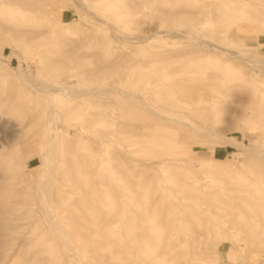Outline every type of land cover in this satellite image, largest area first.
<instances>
[{
	"label": "rangeland",
	"instance_id": "374dc122",
	"mask_svg": "<svg viewBox=\"0 0 264 264\" xmlns=\"http://www.w3.org/2000/svg\"><path fill=\"white\" fill-rule=\"evenodd\" d=\"M41 184L82 259L43 220ZM13 252L264 264V0H0V257Z\"/></svg>",
	"mask_w": 264,
	"mask_h": 264
},
{
	"label": "bare ground",
	"instance_id": "6f19581e",
	"mask_svg": "<svg viewBox=\"0 0 264 264\" xmlns=\"http://www.w3.org/2000/svg\"><path fill=\"white\" fill-rule=\"evenodd\" d=\"M110 28V27H109ZM177 33V32H176ZM186 33V32H185ZM116 37V36H115ZM131 39V38H130ZM129 39V40H130ZM142 40V39H141ZM140 40V41H141ZM144 40V39H143ZM196 40V39H195ZM130 41H132V40H130ZM135 41H136V39H135ZM134 41V42H135ZM200 42V41H199ZM200 46H203V44L200 42ZM208 45V44H207ZM211 45V44H210ZM212 46V45H211ZM210 46V47H211ZM203 47H205V44H204V46ZM210 49V48H209ZM212 49H213V47H212ZM206 60H209V61H211V60H214V61H219L218 59H212L211 57H208ZM115 63V62H114ZM112 65V64H111ZM17 76V75H16ZM20 78V77H19ZM57 88V87H56ZM55 88V89H56ZM60 88V90H57L58 92L57 93H60L59 91H62L63 93L65 92V91H67L65 88L64 89H62L61 87H59ZM58 88V89H59ZM40 89V88H39ZM102 89V88H101ZM100 91H102V90H100ZM36 92V91H35ZM55 92V91H54ZM98 92H99V90H98ZM62 93V94H63ZM83 94V93H82ZM85 94V93H84ZM87 94V93H86ZM128 94V93H127ZM126 94V95H127ZM55 95V94H54ZM124 95V94H123ZM128 95H131V93L130 94H128ZM127 95V96H128ZM141 98V97H140ZM140 100V99H139ZM143 100V99H142ZM48 101V100H47ZM143 102V101H142ZM145 103V102H144ZM144 105V104H143ZM145 106V105H144ZM143 107V106H142ZM152 114V113H151ZM51 118V117H50ZM52 118H53V116H52ZM67 125V124H66ZM68 132H69V127L68 126H64V132L62 133V144H66V143H69V142H72V139H70L69 138V136H68ZM109 137V136H108ZM112 138V137H111ZM156 140H152V141H146V143L148 142V143H151V144H154V143H156L155 142ZM49 142V141H48ZM107 142V141H106ZM47 143V142H46ZM232 143V142H231ZM48 144V143H47ZM103 144H105V143H103ZM109 145V144H108ZM49 146V145H48ZM73 147V146H72ZM47 148V147H46ZM53 152V151H52ZM65 152V151H64ZM72 152V151H71ZM73 154V153H72ZM46 155V157H44V159L42 160V163L44 164V166H47L48 165V161H49V156H48V153H46L45 154ZM57 156V155H56ZM166 158H168V157H166ZM18 159V155H17V152L16 153H13V154H7V155H5L4 156V160L8 163V165L9 166H13L14 164H15V162H16V160ZM55 159H56V157H55ZM170 159H172V158H168V160H170ZM52 160H54V159H52ZM52 162V161H51ZM61 164H63V163H61ZM43 166V165H42ZM43 166V167H44ZM14 171H12V178H15L16 177V173L18 172V170H15V169H13ZM43 173H44V171H43ZM18 174V173H17ZM39 189H40V191H41V198L40 199H42V201H43V204H44V207H45V211H46V217L43 219L44 221H46L47 223H49L50 224V228L52 229V231H54L55 232V238L56 239H58L59 241H61L64 245H69L70 247H71V249L73 250V256L76 258H79V259H82V257L79 255V253H78V251L71 245V244H69V234L66 232V229L64 228V226H63V222H62V219L59 217L60 216V214L58 213V212H55L52 208H51V204H50V199L48 198V191H47V189H48V187H47V184H41V185H39ZM39 191V192H40ZM40 195V194H39ZM196 219V218H195ZM39 221V220H38ZM195 221V220H194ZM196 222V221H195ZM199 223H201V221H198ZM199 223H198V225H199ZM198 226L196 225V227H195V229L197 228ZM182 230H184V231H186V229H182ZM4 245H2V247H3ZM154 250V249H153ZM15 252V251H14ZM12 253V255H10V254H7V255H5V257H0V264H8L9 262H12L14 259V256H17L16 255V253ZM150 252V251H149ZM156 253H157V249H156ZM149 254V253H148ZM151 254H152V252H151ZM154 254V253H153ZM155 255V254H154ZM153 255V256H154ZM11 256V257H10ZM148 256H150V254L148 255ZM9 257V259L7 260V258ZM156 257V256H155ZM150 258H153V257H149V259ZM154 259V258H153ZM61 260V259H60ZM155 260H158V258L156 259L155 258ZM59 261V260H58ZM150 261H152V260H150ZM89 264V263H88Z\"/></svg>",
	"mask_w": 264,
	"mask_h": 264
}]
</instances>
